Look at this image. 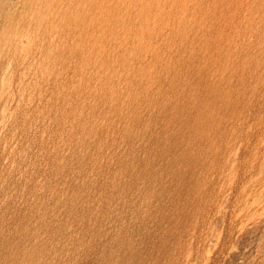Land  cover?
Instances as JSON below:
<instances>
[{
  "label": "bare ground",
  "instance_id": "1",
  "mask_svg": "<svg viewBox=\"0 0 264 264\" xmlns=\"http://www.w3.org/2000/svg\"><path fill=\"white\" fill-rule=\"evenodd\" d=\"M242 171L264 0H0V264H183Z\"/></svg>",
  "mask_w": 264,
  "mask_h": 264
},
{
  "label": "rangeland",
  "instance_id": "2",
  "mask_svg": "<svg viewBox=\"0 0 264 264\" xmlns=\"http://www.w3.org/2000/svg\"><path fill=\"white\" fill-rule=\"evenodd\" d=\"M263 179V173L259 175L257 171L241 172L226 202L213 209L199 234L192 235L193 256L184 259L183 264H264Z\"/></svg>",
  "mask_w": 264,
  "mask_h": 264
}]
</instances>
